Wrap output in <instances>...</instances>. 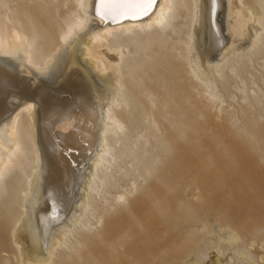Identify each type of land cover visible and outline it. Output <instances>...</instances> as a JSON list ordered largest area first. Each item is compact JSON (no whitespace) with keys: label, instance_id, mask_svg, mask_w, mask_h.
<instances>
[{"label":"bare ground","instance_id":"1","mask_svg":"<svg viewBox=\"0 0 264 264\" xmlns=\"http://www.w3.org/2000/svg\"><path fill=\"white\" fill-rule=\"evenodd\" d=\"M195 1L154 0L143 15L139 10L121 8L105 15L103 10L98 14L99 0H63L57 5L56 0H0V195L6 180L16 173L30 182L26 169H33L34 173L39 164L36 159L41 158L36 179L41 181L42 188L41 192L40 187L36 188L32 206L37 240L29 253L24 251L21 255L20 264H55L57 249L65 248L71 254L73 233L90 228L89 221L84 220L92 208L91 198L99 192L106 169L116 157L115 145L127 138L134 112L143 109V97L151 99V91L142 85L146 73L143 67L151 69L167 57L176 59L178 44L183 45L186 55L194 52L191 26L195 21ZM67 2L71 5L66 14L55 20L51 13L56 14ZM202 4L208 27L205 49L213 66L202 69L198 58L189 56L185 60L194 65L193 76L200 77L209 96L216 99L215 77L209 76L210 69L221 79L234 73V64L243 58L250 59L264 29L260 24L264 6L259 0H203ZM129 11L135 15L128 14ZM86 12L94 18L93 24L86 22ZM218 12L223 15L222 23L217 20ZM80 26L86 28L80 31L82 34L68 51L65 62H61L63 69L57 70L56 81L52 83L49 75L40 77L45 75L55 51L72 34L77 35ZM183 27L185 41L179 37ZM222 28L229 37L227 41ZM174 38L179 43L172 42ZM236 39H242L241 43L235 45ZM225 46L222 53L217 52ZM79 52L87 60L78 58ZM106 53L115 55L116 60L109 59ZM95 70L100 75L107 73L101 81L108 86L106 91L93 83ZM153 106L154 103L151 111ZM122 196H116L117 202ZM93 237L104 245L92 252L95 242L90 236H80L76 260H84L85 264H123L121 259L134 256L136 264H144L139 239L138 243H128L124 254L117 258L116 251L126 245L127 238ZM225 237L236 235L226 230ZM84 238L90 239L89 246L80 252L85 246ZM18 243L15 246L19 250ZM184 264L190 262L185 260ZM216 264H220L218 260Z\"/></svg>","mask_w":264,"mask_h":264},{"label":"rangeland","instance_id":"2","mask_svg":"<svg viewBox=\"0 0 264 264\" xmlns=\"http://www.w3.org/2000/svg\"><path fill=\"white\" fill-rule=\"evenodd\" d=\"M259 2L264 6V0ZM202 3L203 0H196L193 5L194 52L186 55L183 45L178 44L176 59L167 57L151 69L143 67L146 73L142 85L151 91L153 102L143 97V109L134 112L127 138L116 143L113 165L106 169L84 220L89 221L90 228L73 233L71 254L65 248L57 249L55 264H85L84 260L75 259L83 235L95 242L92 252L104 245L93 236L127 238L123 248L117 247V258L124 254L128 243H138L139 239L144 264H184L185 260L190 264H216L217 260L220 264H264V29L250 59L243 58L234 64V73L218 79L211 72L213 62L207 60L208 27ZM70 5L67 2L56 14L51 13L52 17H63ZM85 15L86 22L93 24L92 15ZM218 15L217 20L222 23L223 15ZM260 24L264 26V7ZM84 28L77 30L83 32ZM79 32L77 38L72 34L69 42L55 51L45 75L40 77L49 75L52 83L56 81L54 76L63 69L73 43L82 34ZM180 33L181 41H185L184 27ZM222 33L227 41V33ZM241 40L236 39L234 44ZM171 41L179 43L178 38ZM225 48L217 52L222 53ZM106 55L116 60L115 55ZM189 56L198 58L202 69L211 68L209 76L215 77L213 92L217 100L209 96L201 78L193 76L194 65L185 60ZM78 58L86 59L81 52ZM231 64L229 59L228 67ZM31 70L37 73L36 68ZM106 74L100 75L96 70L92 74L93 83L101 91L108 87L101 82ZM131 90L134 93L136 88ZM40 161V157L36 159L39 164L34 173L33 169H26L30 182L19 173L5 182L0 195V264H20L24 251L29 253L35 246L32 211L36 188L40 187V192L42 188L36 179ZM119 194L123 196L117 202ZM224 230L233 231L236 237H225ZM88 238H84L85 246L80 252L87 250ZM15 243L21 247L19 250ZM121 262L136 264L134 256Z\"/></svg>","mask_w":264,"mask_h":264},{"label":"snow or ice","instance_id":"3","mask_svg":"<svg viewBox=\"0 0 264 264\" xmlns=\"http://www.w3.org/2000/svg\"><path fill=\"white\" fill-rule=\"evenodd\" d=\"M154 0H99L97 8L98 14L103 10L107 15L113 9L121 8L125 10H139L141 15L146 14L153 4ZM128 14L135 15L134 11H129Z\"/></svg>","mask_w":264,"mask_h":264}]
</instances>
